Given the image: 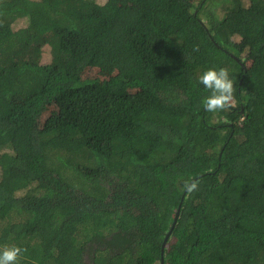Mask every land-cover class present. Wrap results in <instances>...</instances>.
<instances>
[{
    "label": "trees",
    "instance_id": "16d2710c",
    "mask_svg": "<svg viewBox=\"0 0 264 264\" xmlns=\"http://www.w3.org/2000/svg\"><path fill=\"white\" fill-rule=\"evenodd\" d=\"M208 1L0 0V248L18 264H160L179 204L163 264H264V0L221 18ZM209 68L235 108L204 110Z\"/></svg>",
    "mask_w": 264,
    "mask_h": 264
},
{
    "label": "clouds",
    "instance_id": "9594fccd",
    "mask_svg": "<svg viewBox=\"0 0 264 264\" xmlns=\"http://www.w3.org/2000/svg\"><path fill=\"white\" fill-rule=\"evenodd\" d=\"M198 50V49H197ZM197 83L207 90L201 104L208 113L229 111L236 105V87L233 78L226 68H209L198 77ZM199 182L194 179L184 181L183 188L189 193L198 190ZM22 249L17 246H3L0 248V264H18Z\"/></svg>",
    "mask_w": 264,
    "mask_h": 264
},
{
    "label": "rangeland",
    "instance_id": "374dc122",
    "mask_svg": "<svg viewBox=\"0 0 264 264\" xmlns=\"http://www.w3.org/2000/svg\"><path fill=\"white\" fill-rule=\"evenodd\" d=\"M100 2H102L103 0H98ZM244 4L247 3V0H242ZM208 3L211 6L212 11L215 12V15L219 18L223 17V15L226 12L227 7L230 4V0H209ZM19 24H21V22H19ZM45 40H46V44L43 48V55H42V62H46L49 59V53H48V47L50 45V42L52 41V33L51 32H46L44 34ZM110 76L109 71L107 70L106 67H98L95 69H88V70H84L83 72V77L85 78H98L101 81L106 80L108 77ZM55 104L54 102L50 103L49 105H47V107L45 108L43 114H42V119L45 118L46 116H48L49 114H51V112L55 111Z\"/></svg>",
    "mask_w": 264,
    "mask_h": 264
},
{
    "label": "water",
    "instance_id": "95a60500",
    "mask_svg": "<svg viewBox=\"0 0 264 264\" xmlns=\"http://www.w3.org/2000/svg\"><path fill=\"white\" fill-rule=\"evenodd\" d=\"M185 191H186V190H185ZM185 191H184V192H185ZM183 194H184V193H183ZM182 198H183V195H182V197H181V200H182ZM180 202H181V201H180ZM179 207H180V204L178 205V207H177L176 210H175V213H174V216H173V221H172L171 227H170V229L167 231V233H166V235H165V237H164V240H163V242H162V245H161V253H160V264H163V251H164L165 242H166V240H167V238H168V236H169V234H170V232H171L173 226L175 225V222H176L177 217H178V215H179V210H180Z\"/></svg>",
    "mask_w": 264,
    "mask_h": 264
}]
</instances>
